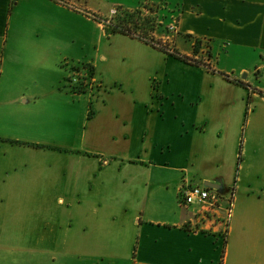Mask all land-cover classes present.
Wrapping results in <instances>:
<instances>
[{
    "label": "crops",
    "instance_id": "obj_1",
    "mask_svg": "<svg viewBox=\"0 0 264 264\" xmlns=\"http://www.w3.org/2000/svg\"><path fill=\"white\" fill-rule=\"evenodd\" d=\"M109 2L178 19L175 48L207 43L215 73L107 34L93 0H0V256L264 264V0ZM65 62L100 87L67 89ZM183 181L233 197L225 238Z\"/></svg>",
    "mask_w": 264,
    "mask_h": 264
},
{
    "label": "rangeland",
    "instance_id": "obj_2",
    "mask_svg": "<svg viewBox=\"0 0 264 264\" xmlns=\"http://www.w3.org/2000/svg\"><path fill=\"white\" fill-rule=\"evenodd\" d=\"M94 1V5L97 6L98 8L103 9V13H105L106 15L109 16H113L111 15L112 10H109L111 7V4L109 2V0H93ZM113 1V0H112ZM74 7V6H72ZM114 8L118 9V8H122L124 9L122 6H114ZM91 11V10H90ZM91 14L93 12H90ZM160 14L157 15V19L159 18V25L155 30V35L158 37V39H164V40H169L172 43H174V37L177 36V33H171L167 30V22L165 20V18L167 17L163 12H159ZM96 14V13H94ZM102 15V14H101ZM164 15V17H163ZM160 16L162 18H160ZM161 19H163V22L161 21ZM89 20H91L92 22H94L92 20V18H90ZM173 19L170 20V23L172 22ZM178 21V19H176ZM95 23V22H94ZM85 32V37L87 36V42L89 43L92 37H96L97 33L94 30H83ZM100 32V30H98ZM185 41V40H184ZM109 42H106V44H108ZM192 43V42H191ZM207 45V43H206ZM79 47L77 44L73 43V47ZM208 46V45H207ZM203 50H205V48H203ZM201 57V55L199 56ZM65 64L67 65V74L66 77L67 81L65 80V86L67 87V89H69L70 91L73 92H77V93H83V92H93L94 90H96L98 87H100V83L97 81L96 76H95V72L93 69V66L89 63H82V65L80 63H73V62H65ZM84 65V68L81 67ZM87 69H89L92 74L93 77L95 78L94 80V84L93 81L91 79H89L88 77H86L85 75H87V73L89 72ZM78 70V71H77ZM93 84V85H92ZM209 221L212 222V228H214V231H217V233H219L222 237L225 238V233L224 232V228L223 225L221 224V221L218 219H209ZM204 228V229H203ZM212 228L207 229L206 227H201V230H212ZM222 241L220 239V241L218 242V246H217V253H222ZM61 256V255H60ZM59 255L54 256V258H46L43 256H39L37 258L31 257L26 255L25 253H19V252H4L2 254V256H0V264H99V262L95 259L90 260V259H84V258H78L77 256H74V258H62V256L60 257ZM122 262V261H121Z\"/></svg>",
    "mask_w": 264,
    "mask_h": 264
},
{
    "label": "trees",
    "instance_id": "obj_3",
    "mask_svg": "<svg viewBox=\"0 0 264 264\" xmlns=\"http://www.w3.org/2000/svg\"><path fill=\"white\" fill-rule=\"evenodd\" d=\"M145 11L137 10H124L122 8L116 9L113 16L102 18L97 14L90 13L91 18L103 25L104 31L109 34H121L130 38L136 39L139 42L147 44L152 48L182 61L188 62L197 67H205L211 72L215 73V69L205 65L202 60H195L193 57L197 56L200 52V41H194L193 54L191 56H183L175 48V45L169 41L155 38L154 32L158 27V22L153 16L154 11L152 8L144 7ZM209 60L213 59L210 51L206 53Z\"/></svg>",
    "mask_w": 264,
    "mask_h": 264
},
{
    "label": "built area",
    "instance_id": "obj_4",
    "mask_svg": "<svg viewBox=\"0 0 264 264\" xmlns=\"http://www.w3.org/2000/svg\"><path fill=\"white\" fill-rule=\"evenodd\" d=\"M62 4L66 5V3H64V2ZM147 6L148 5L144 4L140 10L147 12V11H145V8H144ZM151 7L152 6H150V8ZM115 13H116V9L112 11L111 15H115ZM84 14L88 18H91V15H89L90 14L89 12H86ZM172 19H173L172 22L169 25H167V30L171 33H174L177 30V21L175 18H172ZM165 41H169V40L166 39ZM203 48H205V50H203ZM208 50H209L208 46L206 45V43H204V45H202L200 48L199 54H197V56H195L193 58L195 60H202V62L205 65L210 66L211 68L214 69L213 64H212V59L209 60L206 56V53L208 52ZM200 55H201V57H199ZM81 67L84 68V65ZM205 69H207V68H205ZM87 70L89 72L85 76L88 77L89 79H91L93 81V84H94L95 78L93 77L92 72L89 69H87ZM207 70H209V69H207ZM66 81H67V78H66ZM73 93H77V92H73ZM178 194H179V203L181 206L187 207V206H190L192 204L198 205V210L196 213V215H197L196 217L198 220L197 222H199V221L201 222L202 220H204V221L210 223L211 221H209V219H215V220L218 219L221 221V224L223 225V228H224L223 233L226 234V230L228 228V223H229V219H230L231 212H232V204H233V199H232L233 197L232 196H230L229 198H223L221 196V194L218 192V190H216V189H212V188L206 187L204 185H202V186L191 185L186 181H183L181 183V185L179 186ZM211 224H212V222H211ZM198 229H200V228L197 227L196 230H198ZM207 229H210V227H208Z\"/></svg>",
    "mask_w": 264,
    "mask_h": 264
},
{
    "label": "water",
    "instance_id": "obj_5",
    "mask_svg": "<svg viewBox=\"0 0 264 264\" xmlns=\"http://www.w3.org/2000/svg\"><path fill=\"white\" fill-rule=\"evenodd\" d=\"M244 77H245V76H244ZM204 186L209 187V188H212V189H216V190H217V188H216L215 186H213V184L208 183V182L205 183Z\"/></svg>",
    "mask_w": 264,
    "mask_h": 264
}]
</instances>
